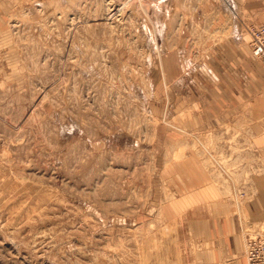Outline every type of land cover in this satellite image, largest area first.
I'll return each instance as SVG.
<instances>
[{
  "label": "rangeland",
  "instance_id": "rangeland-1",
  "mask_svg": "<svg viewBox=\"0 0 264 264\" xmlns=\"http://www.w3.org/2000/svg\"><path fill=\"white\" fill-rule=\"evenodd\" d=\"M207 1L14 0L0 9V264H203L199 186L168 173L189 158L230 199V183L239 201L261 194V154L243 143L247 98L218 130L186 125L222 70L239 86L250 60L264 70L250 41L264 0ZM192 19L195 35L231 24L238 39L173 46ZM246 227L244 242L264 230Z\"/></svg>",
  "mask_w": 264,
  "mask_h": 264
},
{
  "label": "crops",
  "instance_id": "crops-1",
  "mask_svg": "<svg viewBox=\"0 0 264 264\" xmlns=\"http://www.w3.org/2000/svg\"><path fill=\"white\" fill-rule=\"evenodd\" d=\"M211 1V0H210ZM208 0L204 5L210 6L211 3ZM229 1V0H228ZM235 0H233L234 2ZM14 0H0V9L3 12H9L10 8L13 7ZM230 0V5H231ZM217 8V7H213ZM227 8V7H226ZM230 10L232 7H229ZM216 10V9H215ZM214 10V11H215ZM204 11V10H203ZM201 10V12L203 13ZM211 11V7L209 8ZM214 13V12H213ZM207 12H204V15L207 16ZM0 22H2L0 17ZM192 21L183 23L182 31L184 33L179 35L177 43L173 46H189L196 41L201 44L200 40L204 41L203 45H212V46H230L235 42L238 37V30L236 27L235 31L232 30L233 25L223 24L218 25L217 27H211L209 23L198 27V33L195 35ZM179 31V30H178ZM231 31V32H230ZM235 36H230L231 35ZM202 37V38H201ZM252 36L250 35V41ZM197 45V44H194ZM171 58L167 60L168 63H171V68L173 67L172 62L175 60L176 54L172 53L169 55ZM174 75L171 83L172 88L178 92V78L176 77L175 71H171ZM217 73V71H216ZM230 72L227 70H222L220 74L215 77V80L212 82V86L208 85V92H205L204 96L198 97V103L196 104L197 108L194 113H196V120L189 122V124H184L189 127H203V126H214V129L218 130L219 127L224 126L229 120L233 118H227V111L231 108L237 109L240 106V101L243 98H247L246 104V122H241V126H246V141L243 143H250L252 149H255L258 156L262 157V165L264 170V70L256 62L250 60L246 64V67L239 70L235 75L241 78V75H244L245 82L237 81L233 84L232 79L229 76ZM234 85V86H233ZM235 98V101L231 100ZM232 101L227 106V102ZM244 108H240L242 110ZM226 113V114H225ZM225 115V116H224ZM227 118V119H226ZM224 138H221V143L223 144ZM248 146H246V149ZM225 149V148H224ZM226 150V149H225ZM254 150V151H255ZM247 158L252 157L253 153L250 151H245ZM199 158H201L199 156ZM254 158V157H253ZM186 160L184 164V171L174 172L169 171V179L171 181L175 180V177L178 174L189 175L191 186L198 185V192H195L196 200L200 202L199 207V217L194 218L193 222H198L199 226V235L200 239L203 240L204 249L201 252V258L203 264H247L246 258L244 256V234L243 231L246 225H249L251 228H257L256 226L264 225V186L261 188V194L256 195L257 198H253L248 201H239L238 198V188L231 184V196L230 199L229 193H224L223 187L214 186L210 182H207L208 175L211 172H206L202 167H198L193 161ZM202 163V162H201ZM248 167L246 169L253 168V162L247 163ZM175 167L179 165L174 164ZM209 170V169H208ZM198 171V172H197ZM194 172V173H192ZM264 175V174H263ZM190 186V187H191ZM248 193H252V188L248 187ZM221 194H227L222 196ZM227 197V198H226ZM192 201V199L190 198ZM248 228V227H246Z\"/></svg>",
  "mask_w": 264,
  "mask_h": 264
},
{
  "label": "built area",
  "instance_id": "built-area-1",
  "mask_svg": "<svg viewBox=\"0 0 264 264\" xmlns=\"http://www.w3.org/2000/svg\"><path fill=\"white\" fill-rule=\"evenodd\" d=\"M252 54L264 67V24L250 29ZM245 257L248 264H264V230L246 233Z\"/></svg>",
  "mask_w": 264,
  "mask_h": 264
},
{
  "label": "bare ground",
  "instance_id": "bare-ground-1",
  "mask_svg": "<svg viewBox=\"0 0 264 264\" xmlns=\"http://www.w3.org/2000/svg\"><path fill=\"white\" fill-rule=\"evenodd\" d=\"M126 4V3H125ZM125 7V6H124ZM119 10V9H118Z\"/></svg>",
  "mask_w": 264,
  "mask_h": 264
}]
</instances>
